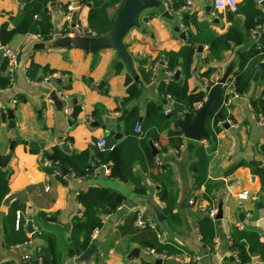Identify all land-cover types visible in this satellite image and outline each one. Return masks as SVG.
Wrapping results in <instances>:
<instances>
[{
	"label": "crops",
	"instance_id": "obj_1",
	"mask_svg": "<svg viewBox=\"0 0 264 264\" xmlns=\"http://www.w3.org/2000/svg\"><path fill=\"white\" fill-rule=\"evenodd\" d=\"M187 1L190 3L186 4ZM176 2L180 3L178 8L183 7V13L194 16V24L189 28L193 33L194 27L210 30L216 35L224 33L236 23L241 27V20L234 12L229 20L227 10L214 11L213 0ZM90 3L81 0H24L23 8H20L18 0H0V26L6 24L7 29H13L22 17H27L35 28L39 27L38 21L43 18L49 19L51 25V36L47 40L38 38L37 31L32 29L25 33H15L7 43L18 51V58L9 86L0 89V155L7 153L13 141L11 157L5 166L11 170L10 193L28 185L37 186L39 191L25 192L18 197L26 206V217H32L34 232H26L31 237L28 242L5 247L3 212L0 214V260L25 264L21 258L23 254L33 256L43 248L61 253V264L154 263L149 251L131 242L129 235L119 233L127 217L138 212L146 224L158 230L162 241L172 242L180 251L199 256L197 263L170 259L165 260L164 264H264V250L255 242H244L250 257L246 263L234 259L228 243L231 231L236 228L255 232L259 243L264 246V228L258 224L259 221L264 222V201L260 194V181L255 173L258 167L264 166V159L256 152L257 147L264 142V124H260V117L250 105V99L259 96L263 87L259 75L255 81L252 78L248 92L235 97L228 107L230 119L216 134V148L210 154L203 184L194 185L190 164L195 154L191 143L206 146L207 139L193 141L183 137L184 143L180 149L168 148L165 152H157L165 171V184L175 194L172 211L178 220L169 221L164 213V203L158 197L159 186L148 179L138 164H135L134 172L145 185L144 194L134 193L130 182L111 179L94 156L92 147L95 140L98 142L108 131L118 128L122 120L118 121L117 118L123 110L128 112L129 108L137 106L141 116L148 100L165 102L157 92L158 82L167 80L164 70L157 68L149 81H144L143 73L158 59L160 53L179 50L186 42L187 34L185 39L180 37L182 31L179 24L182 21L177 14L167 11L162 0H152L150 5L138 12L135 24L125 31L120 40L114 44L101 45L109 32L100 37L84 33ZM68 4L75 8L74 13L80 24L72 38L85 39L88 42L86 51L66 45L65 41L70 38L57 34L63 22L62 9ZM260 7L264 9V4ZM118 11L117 4L107 9L109 16L116 14L114 22ZM256 40L257 35L251 31L242 44L230 45L220 52L217 60L208 63L202 61L208 52L207 46L200 44L202 49L196 51L192 72L186 80L188 90L205 89L206 79L201 73L209 66L216 68L214 77L218 78L227 68L233 70L238 56L248 51ZM139 59L144 62L140 64ZM31 63L40 67L35 71L34 78L28 76L29 67L25 69ZM42 67L46 70L43 71ZM119 67L117 73L115 70ZM50 72H59L61 76L40 83V79ZM0 75H8L6 61L1 56ZM125 76H129L140 91L124 109L118 110L120 100L126 95ZM52 90L56 95L62 91L66 98L61 100L57 95L60 104H55L48 97ZM18 97L23 100L18 101ZM77 104L80 111L76 117L63 111L64 106H68L71 111ZM94 109L97 110L96 115L91 113ZM9 111L13 114V127L8 126ZM174 125L171 128H175ZM117 133H120L118 129ZM62 142L70 152L91 149L89 162L96 170L95 174L88 173L77 178L70 171L67 175L56 174L54 170L45 171L42 167L48 162L43 158V153ZM152 144L156 149L158 145L166 146L167 131L160 133ZM30 147L37 149V152H30ZM257 161L261 164H257ZM90 186L115 189L125 199L114 212L102 216L103 225L92 239L96 252L89 260L80 262L78 257H65V251L72 220L82 212L75 196L78 191ZM243 190L248 191V195L246 199H239L238 193ZM190 198L194 199L195 205L189 204ZM196 205L207 208L214 205L221 212L220 218L213 219L214 238L211 249L201 240L196 224L201 211ZM134 247L140 249L138 256H128Z\"/></svg>",
	"mask_w": 264,
	"mask_h": 264
},
{
	"label": "trees",
	"instance_id": "obj_2",
	"mask_svg": "<svg viewBox=\"0 0 264 264\" xmlns=\"http://www.w3.org/2000/svg\"><path fill=\"white\" fill-rule=\"evenodd\" d=\"M83 3H90L86 14V28L89 29L95 37L106 35L112 29L114 16H109L107 9L117 4L121 8L124 0H81ZM180 3L174 0V7L178 8ZM65 7V6H64ZM234 14L241 20L239 24H233L222 34L216 35L207 29H189L194 24V16L182 14L181 21L187 29L186 42L177 51H168L162 53L167 70L178 72V79L173 77L164 81L160 80L157 84V92L165 102L148 100L144 105L143 114L137 106L129 108L127 114L119 123L118 128L110 130L103 137L104 144L97 146L95 140L92 147L94 156L99 163L108 168V176L119 182H130L132 190L136 194L146 192L145 185L140 177L134 172L135 164L146 174L148 179L159 186L158 197L164 203V213L169 221H177L178 217L173 213L175 206V194L173 190L167 188L165 182V171L158 172L154 164L157 154H153L150 143L156 141L160 133L167 131L168 144L166 146H157L158 152H165L168 148L178 150L184 143L182 132L171 126L178 120L188 123L192 120L196 109L194 105L202 102L207 96L205 89L188 90L186 80L192 72L193 59L197 46L204 44L208 52L202 61L210 62L217 60L220 52L226 50L230 45L236 46L244 42L246 36L252 31L257 35L256 43L246 52H242L236 61L235 68L230 71L225 83L221 88L217 101L213 109L209 112L205 120V128L208 131L207 145L191 143L194 150L195 159L190 164V171L193 174L195 186L203 184L207 176V167L210 160V154L216 148V134L220 127L215 124L222 121L223 124L230 119L227 109L222 105L225 96V89L229 87L231 92L237 96L245 95L251 84L252 78L258 64L264 61V9L258 6L257 0H240L237 2V8ZM38 28H35L27 17H22L13 29H7V25L0 26V43L7 44L15 33H25L35 29L47 40L51 36V25L49 19L43 18L38 21ZM33 26V28H32ZM159 59V57H158ZM141 64L143 59H139ZM40 68L37 64L31 63L27 71L28 76L34 78L35 71ZM43 71L46 70L42 67ZM117 73L120 67L115 70ZM216 68L209 66L201 75L207 80L208 85L214 84V74ZM151 77L150 69L143 73L144 81H149ZM259 78L263 82L262 90L257 97L250 99V105L253 111L260 118L264 117V69L260 71ZM126 95L120 100L118 110L124 109L127 103L136 98L139 94V86L129 77L125 76ZM10 84L8 75H0V89L7 88ZM23 100L18 97V101ZM166 100L168 101L166 103ZM169 108L168 111H165ZM80 111V106L74 105L70 111L72 117H76ZM97 114L94 109L91 112ZM139 123L140 130L134 132V126ZM222 124V126H223ZM117 129L122 134L113 145L109 140L113 138ZM69 140V138H68ZM30 152H37V149L30 147ZM258 156L264 159V142L256 150ZM91 149L86 148L81 151L66 153L59 145H54L48 152L43 153V158L48 162L42 168L47 172H52L57 165L65 166L70 170L73 177H84L93 166L89 162ZM240 164V163H238ZM236 166V165H235ZM234 166V167H235ZM260 181V194L264 201V166L255 170ZM11 170L6 167H0V214L2 213L3 223V245L7 248L24 244L30 240V236L25 231L26 206L18 198L12 200L7 206L2 205L3 199L10 193L9 181ZM76 201L81 205L82 212L80 216L72 220L68 244L65 251V257H79L93 243L91 237L95 230L103 225V215L114 212L125 199L119 191L104 187L90 186L85 190H80L75 196ZM19 212L18 227L15 228V214ZM135 212L130 214L125 223L119 228L121 235H129L130 241L141 248L151 251L155 254L164 253L166 255H178L181 251L178 246L172 242H166L157 238V229H151L149 225L144 228H138L134 225ZM201 240L208 248H212L214 238L213 219L206 212H201L197 220ZM230 248L236 250L239 263H246L249 260V254L244 246V242H255L261 250L264 246L259 243L258 235L255 232H247L234 228L230 233ZM62 254L46 249H39L35 255L30 256L27 264H61ZM0 264H15L12 260H0ZM143 264H154L143 262Z\"/></svg>",
	"mask_w": 264,
	"mask_h": 264
},
{
	"label": "water",
	"instance_id": "obj_3",
	"mask_svg": "<svg viewBox=\"0 0 264 264\" xmlns=\"http://www.w3.org/2000/svg\"><path fill=\"white\" fill-rule=\"evenodd\" d=\"M18 2L20 5V8H23L24 0H18ZM151 3H152V0H124L123 6L119 9L117 13L116 21L113 23L112 29L110 30L108 37L101 41V45H105L107 43L114 44L118 40H120V38L125 33V31L135 24L138 12L142 8L150 5ZM261 4H264V0L261 1ZM166 13L167 12H164V14ZM227 15H228L229 20H231L232 13L228 11ZM84 33L85 35H88L86 28L84 29ZM180 37L182 39H185L184 32H181ZM65 44L79 47L85 51L88 49V42L85 39H81L77 37L67 39L65 41ZM39 46L42 47L43 45H39ZM201 49H202V46L199 45L196 51L200 52ZM263 69H264V61L258 64V68L256 69L254 76H253L254 81L257 79L260 70H263ZM229 72H230V68H227L225 72L223 73V75L219 78L216 84L205 87V90L207 92V97L205 101L203 102L202 106L196 111V113L194 114L190 122L186 123L182 121L181 119H178L175 122V125H174L175 128L179 129L182 132L184 138L193 140V141H199L201 139L208 138V131L205 128V120L209 112L213 109L217 101L218 94L221 90V85L226 81L229 75ZM178 76H179V73L175 72L173 75V78L176 80L178 79ZM48 97L55 104H60V100L58 99L54 90H52L49 93ZM126 114H127V110H123L120 116L117 118V120L121 121ZM7 119H8V126L13 127L12 112L10 111L8 112ZM224 126H226V124ZM121 136H122L121 133H116V135L109 140V144L113 145L117 139L121 138ZM13 145H14V142L11 141L9 144L7 153L4 155H0V167H5L7 162L9 161L11 157ZM59 146L64 152L70 153V149L64 142L60 143ZM150 147H151L152 153L154 155L157 154L158 151L152 143H150ZM257 164H261V163L257 161ZM55 169L60 171L62 175H67L69 173L68 168H66L65 166L57 165L55 166ZM29 191L38 192L39 188L34 185H28L21 190L11 192L3 199L2 205L7 206L12 200L18 198L23 193L29 192ZM220 213H221L220 211L217 212L215 219L220 218ZM258 224L264 228L263 221H259ZM25 229L27 233L34 232V228L32 226L31 215H27L26 217ZM139 251L140 249L138 247H134L130 251L128 256L136 257L138 256ZM95 252H96V246L94 244H91L77 259L80 262L87 261L89 260L90 256ZM152 261L155 264H164V261H162L161 259H156L154 256L152 257Z\"/></svg>",
	"mask_w": 264,
	"mask_h": 264
},
{
	"label": "built area",
	"instance_id": "obj_4",
	"mask_svg": "<svg viewBox=\"0 0 264 264\" xmlns=\"http://www.w3.org/2000/svg\"><path fill=\"white\" fill-rule=\"evenodd\" d=\"M261 1L262 0L257 1V4L259 7L261 6ZM188 3H190V2L187 1L186 4H188ZM162 4L167 11L174 12L181 19L182 14H183V7L182 6L180 8H175L174 4H173V0H162ZM212 8L214 11L227 10V11L233 13L236 11V8H237V0H213ZM74 11H75V8L70 4L63 7V9H62L63 22L60 25V27L57 31V34L64 35L67 38H72L74 35V31L80 28L79 21L76 18ZM179 28L181 29L182 32H184L185 35L187 34V29L183 23L179 24ZM87 32L91 33V31L89 29H87ZM36 36L38 38L42 39V36L39 33H36ZM0 56L6 61L8 77L11 80L12 75H13L15 69L17 68L18 51L16 49H14L13 47H11L9 44L0 43ZM28 67L29 66H26L25 69H27ZM165 67H166V64L164 62V56L162 53H160L159 59L155 60L153 63L150 64L149 69L151 72V76L153 77L155 75L157 68H162L165 72L167 80L172 78L175 72L173 70H167ZM60 76L61 75L59 72H50L46 76L42 77L39 82L44 83V82H48L51 79L55 80V79L59 78ZM218 80H219L218 77H214V84H216L218 82ZM204 82L206 84V87L212 86V85L207 84V80ZM222 86L224 87L225 83H223L221 85V88H222ZM224 93H225V96L222 100V105L228 110V107L232 103L233 99L235 97H237V95L235 93L231 92V89L229 87H226ZM57 95L61 100L66 98V95L62 91H58ZM206 97L203 99L202 102H198L194 105L196 110H198L202 106ZM14 102H15V100H14ZM168 109L169 108H166L165 111H168ZM63 111L67 114L70 113V109L68 106H64ZM89 119H91V117H89ZM259 120H260L259 121L260 124L263 125L264 124V117L260 118ZM226 122H228V120ZM222 124H223L222 121H218V122H216L215 126L216 127H222ZM139 130H140V125H139V123H136L134 126V132H138ZM103 144H104V140L99 139L97 142V145L102 146ZM181 147L182 146H180V148ZM154 164L157 167L158 172L163 171L161 161L158 157L155 158ZM103 167L105 169V172L108 173V168L106 166H103ZM86 171H87V174L91 173V175H94L96 172L95 169H92L90 171L88 169H86ZM54 172L56 174H61L60 171H58L55 168H54ZM247 195H248V191L243 190L240 193H238V198L239 199H246ZM188 202L190 205H195V201L193 198H190ZM196 207L198 208L199 211L206 212L208 214V216L212 219L215 218V216L218 212L216 206H214V205H212L211 207H208V208L205 206H202V205H196ZM15 218H16V220H15L14 225H15V228L17 229L18 218H19V212L18 211L15 214ZM134 225L138 228H144L148 224H146L142 220L140 213L135 212ZM149 227L151 229H154V227L152 225H149ZM96 232H97V230H95L93 232L91 239H94ZM157 238L159 240H162L161 235L159 233H157ZM228 243H229V245H231L230 236L228 237ZM208 249H211V248H208ZM150 254H152L156 259H161L162 261L170 260V259H183L185 261L194 262V263H197L199 261V256L197 254H190V253L185 252V251H181L178 255H174V256L166 255L164 253L155 254L151 251H150ZM231 254L234 257V259L238 261L236 250L231 249ZM21 258L24 261V263L27 264V262L30 259V255L29 254H23Z\"/></svg>",
	"mask_w": 264,
	"mask_h": 264
}]
</instances>
